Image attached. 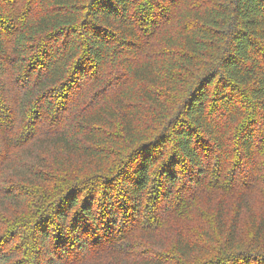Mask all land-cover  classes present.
<instances>
[{"label": "trees", "instance_id": "1", "mask_svg": "<svg viewBox=\"0 0 264 264\" xmlns=\"http://www.w3.org/2000/svg\"><path fill=\"white\" fill-rule=\"evenodd\" d=\"M32 191L34 264L87 258L151 196L210 219L135 264H264V0H0V217Z\"/></svg>", "mask_w": 264, "mask_h": 264}, {"label": "rangeland", "instance_id": "2", "mask_svg": "<svg viewBox=\"0 0 264 264\" xmlns=\"http://www.w3.org/2000/svg\"><path fill=\"white\" fill-rule=\"evenodd\" d=\"M57 189L58 185L53 184V194ZM30 196L39 207L29 208L26 213L23 210L10 211L5 213L4 217H0L2 239L5 243L7 241L11 244L12 253L16 258L14 264H34V261L32 263L30 260L34 259L35 229L41 225H48L53 229V225H50L53 221H49L52 218L51 205L40 207L43 200L49 202L46 193L32 191ZM31 201L32 199L29 203ZM145 212L136 225L124 216L125 219L117 226L115 233L113 231L108 233L105 228L104 246L92 249L91 254L85 259L74 254L71 264H113L114 259L135 264L151 249V242L158 244L157 249L160 253L167 254L172 250L180 224L194 231L201 222L208 223L210 219L209 210L204 203L191 201L187 197L175 201L174 205L161 203L157 207L155 198L151 196Z\"/></svg>", "mask_w": 264, "mask_h": 264}]
</instances>
